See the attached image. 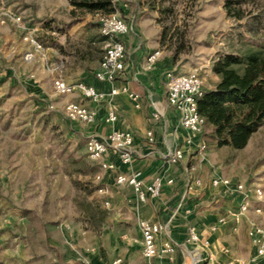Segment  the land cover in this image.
Returning a JSON list of instances; mask_svg holds the SVG:
<instances>
[{
	"label": "rangeland",
	"instance_id": "rangeland-1",
	"mask_svg": "<svg viewBox=\"0 0 264 264\" xmlns=\"http://www.w3.org/2000/svg\"><path fill=\"white\" fill-rule=\"evenodd\" d=\"M111 1V13L130 27L128 40L154 45L148 52L171 58L176 74L199 75L204 89L218 82L217 59L264 41V0H238L241 20L228 15L225 0ZM103 41L94 13L70 0H0V264H91L92 249L120 259L130 242L124 235L134 226L124 222L123 198L134 191L117 185L120 170L104 172L90 157V126L66 118V103L82 102L79 94L61 97L54 88L62 61L100 64ZM209 129L207 160L195 178H229L251 191V209L233 233L247 237L250 223L264 220V125L242 150L218 147ZM226 198L237 212L238 197Z\"/></svg>",
	"mask_w": 264,
	"mask_h": 264
},
{
	"label": "crops",
	"instance_id": "crops-1",
	"mask_svg": "<svg viewBox=\"0 0 264 264\" xmlns=\"http://www.w3.org/2000/svg\"><path fill=\"white\" fill-rule=\"evenodd\" d=\"M127 38L128 36H125L123 41L127 50L130 48L133 50V56L126 57V70L119 77L116 86L119 88L126 86L130 92L138 95L140 107L137 108L136 104L125 94L115 97L111 103L104 101L96 104L80 100L97 113L96 122L89 125L88 137L105 138L108 135L111 127L105 123V118L110 106L114 107L118 115L115 128L120 131H131L134 135L135 157L131 168L123 166L114 154H109L106 161L116 163L121 172L123 170L126 173L131 170L141 171L147 182H150L156 175H162L166 180L174 179L175 183L171 186L166 185L160 198H150L146 203H139L135 194L132 198H123L126 204L124 222L134 227L132 231L124 235V238L130 242L122 246L124 254L120 256L122 258H120L122 261L120 264H238V260L245 264H254L251 263V258L255 255V250L251 246L248 234L244 238L233 234L237 232L234 229L238 226L230 213L235 211L228 210V203L225 199L230 198H226L225 190L222 188L215 190L211 187V180L214 177L207 182L202 179L204 182L202 188L193 185L189 188L190 183L198 177L196 171L202 170L203 161L207 160L208 147L206 152L200 153L198 146L206 144L204 135L211 133L212 129L208 130L206 125L204 132L195 136L194 146L191 148L186 146V140L191 134L182 127L180 115L168 104L167 100L166 75L175 69L171 58H160L159 56L157 62L150 66L148 58L155 52H148L147 49H153L155 46L149 43L131 42ZM90 40L93 41L94 38ZM93 42L95 44V41ZM74 59L73 62L64 63L62 61L56 66L54 69L56 72L58 70L56 77L62 76L69 84L84 83L99 92L109 91L107 84L95 78V73L99 69V60L88 65L87 60L82 57ZM70 71L73 72L69 74ZM217 79L219 82V78ZM218 82L216 81L214 86L205 87L204 90H214ZM154 113L160 114V120L153 118ZM150 130L155 133L153 143L146 138V133ZM181 147L186 151L184 162L179 166L168 168L164 157L170 151ZM191 155H195L192 159H198L195 165L190 162ZM222 217H227L226 224L218 223ZM139 220L164 224L169 236L181 242L172 260L162 258L149 261L143 257ZM190 226L197 228L203 240L210 241V252L214 255V259L209 260L206 251L200 247L185 244ZM163 239L165 237L161 236L159 241ZM92 251H94V256L91 264H114L118 260L103 259L95 253V248ZM257 264H264V259L259 260Z\"/></svg>",
	"mask_w": 264,
	"mask_h": 264
},
{
	"label": "built area",
	"instance_id": "built-area-1",
	"mask_svg": "<svg viewBox=\"0 0 264 264\" xmlns=\"http://www.w3.org/2000/svg\"><path fill=\"white\" fill-rule=\"evenodd\" d=\"M96 22L99 26L101 36L104 40V54L99 64V69L95 73V78L109 86V91L99 92L94 87L84 83L69 84L62 76L54 79V88L57 95L67 97L74 94L86 101L99 104L104 101L109 103L121 95H127L135 104L140 107L138 95L130 92L128 87L121 88L116 86L119 77L126 70V45L123 41L125 36L129 35L130 27L124 19L116 13H104L97 11L94 13ZM18 22L21 19H16ZM26 41L35 44L33 47L35 52L42 50L41 45H37L35 40L27 36ZM159 52H155L148 58L150 66L154 65ZM34 52H29L26 55V60H33ZM167 100L168 104L180 115L182 127L191 134L186 140L187 147H193L195 136H199L204 132L207 125L206 119L199 111V100L204 96V80L196 74L179 75L174 72H169L167 75ZM66 118L75 123L91 125L96 122L97 113L82 102H67L65 105ZM160 114L154 113L153 118L160 120ZM118 122L116 109L110 106L105 123L111 127V131L105 138L90 137L87 143V151L90 157L96 161H102L101 169L104 172H116L118 165L114 162L106 161L109 154H114L119 158L120 163L128 168H131L134 157V135L131 131H120L115 128ZM146 138L150 143L155 142V133L150 130L146 133ZM207 151L206 144L198 146V152ZM184 148H176L170 151L165 157V163L168 168H173L181 165L186 157ZM116 183L122 187H129L134 191L135 197L139 203H146L148 199L160 198L166 185H174V179L166 180L162 175H156L150 182L143 178V174L138 170L130 172H118L116 175ZM202 188L204 182L200 178H195L189 185ZM211 187L215 190L224 189L229 196H237L239 208L237 212L230 213L236 224H240L251 209V191L242 183L234 184L229 178L214 177L211 180ZM101 193L107 194L108 191L104 188ZM255 195L261 199L263 192L260 188L254 190ZM106 206H110V202H106ZM256 212L262 213V209L258 208ZM219 224H226L227 217L220 218ZM138 227L142 235V255L145 259L152 261L153 259L169 258L172 260L180 248V243L172 239L164 224L153 223L148 220H139ZM237 231V228L234 229ZM164 236L165 239L159 241V238ZM248 237L251 246L255 250V256L251 259V263H257L264 259V220L260 222H251L248 229ZM186 245L198 246L205 250L209 260L214 259V255L210 252L211 243L208 240H203L195 226H190L188 229ZM120 259L114 264H120ZM238 264L245 262L238 260Z\"/></svg>",
	"mask_w": 264,
	"mask_h": 264
},
{
	"label": "trees",
	"instance_id": "trees-1",
	"mask_svg": "<svg viewBox=\"0 0 264 264\" xmlns=\"http://www.w3.org/2000/svg\"><path fill=\"white\" fill-rule=\"evenodd\" d=\"M70 3L92 13L113 11L111 0H70ZM237 3L238 0H225V9L230 17L241 20V9L235 8ZM212 71L219 82L214 90L205 91L199 100V111L213 128L218 147L242 150L264 125V41L258 49L220 57Z\"/></svg>",
	"mask_w": 264,
	"mask_h": 264
}]
</instances>
